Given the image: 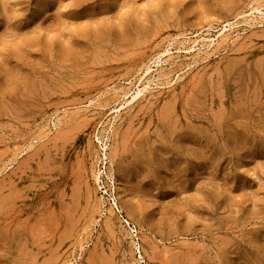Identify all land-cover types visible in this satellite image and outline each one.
Segmentation results:
<instances>
[{
	"label": "rangeland",
	"instance_id": "obj_1",
	"mask_svg": "<svg viewBox=\"0 0 264 264\" xmlns=\"http://www.w3.org/2000/svg\"><path fill=\"white\" fill-rule=\"evenodd\" d=\"M73 3L0 0V264H264V0Z\"/></svg>",
	"mask_w": 264,
	"mask_h": 264
},
{
	"label": "bare ground",
	"instance_id": "obj_2",
	"mask_svg": "<svg viewBox=\"0 0 264 264\" xmlns=\"http://www.w3.org/2000/svg\"><path fill=\"white\" fill-rule=\"evenodd\" d=\"M256 11H259L261 14H264L263 12H262V10L261 9H259V8H256L255 10H253L252 12H251V17L250 16H244L243 18V20H240V21H235V22H230L228 25H226V26H224L223 28H222V30H221V32H220V34H225L226 32H228V31H231V30H233V29H235V28H238L242 23H246V24H252V20H254V19H256L255 18V13H256ZM260 14V15H261ZM253 16V17H252ZM255 21V20H254ZM222 36V35H221ZM210 42H208L207 44H205V46H207V48L208 47H211V45L212 44H214V42L216 41V39H213V38H211L210 40H209ZM199 42H200V40L198 39V38H196V39H194L193 41H192V43H190L187 47H185L188 51H190V50H193V49H195L196 47H197V45H199ZM171 53V49L170 48H166V49H164V51L162 52V53H160L159 54V56L157 57V60L155 61V63H160L161 61H162V58H163V56L164 55H166V54H170ZM153 71H155V70H153L152 69V67L151 66H149L146 70H145V72H144V74L142 75V77H144V75H151V76H149V80L151 79V77L153 76ZM141 77V78H142ZM140 92L141 91H139L137 94H140ZM128 94H129V92H127V93H125V96H128ZM137 94L134 96V95H132L133 96V98H131V99H129V100H126L127 102H131V101H133V99H135L136 98V96H137ZM119 111V110H118ZM111 167V166H110ZM108 173V172H107ZM108 176H109V178H111V179H114L115 180V177H114V175H113V172H112V169H110V171H109V173L107 174ZM114 211V209H112V212Z\"/></svg>",
	"mask_w": 264,
	"mask_h": 264
},
{
	"label": "snow or ice",
	"instance_id": "obj_3",
	"mask_svg": "<svg viewBox=\"0 0 264 264\" xmlns=\"http://www.w3.org/2000/svg\"><path fill=\"white\" fill-rule=\"evenodd\" d=\"M144 6L145 8H147L148 4H145ZM76 10H77V5L73 3V0H68V4L65 7L61 8V11L66 15H72L73 13L76 12Z\"/></svg>",
	"mask_w": 264,
	"mask_h": 264
}]
</instances>
